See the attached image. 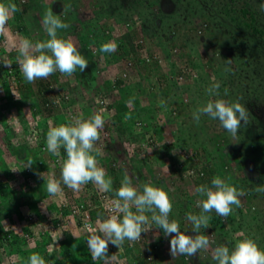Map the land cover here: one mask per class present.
<instances>
[{
    "label": "rangeland",
    "instance_id": "374dc122",
    "mask_svg": "<svg viewBox=\"0 0 264 264\" xmlns=\"http://www.w3.org/2000/svg\"><path fill=\"white\" fill-rule=\"evenodd\" d=\"M19 1L20 9L22 8L21 6H23L22 4L25 3L32 7L21 14L19 5L16 4L17 0L13 1L17 5L18 10L9 19L5 34L0 38V64L4 68H8V66H5L3 62H7L8 65L14 62L17 63V46L21 41L27 39L35 44L36 42L46 41L49 38L42 27L41 19L46 9L52 7L54 0H47V2H45V0ZM107 1L111 5L110 11L114 8V5H112L113 2L114 4L130 2V0ZM186 1L188 0H173V3H175V12L171 18L164 15V18L157 16L156 19H152L153 21H146V23L137 19L136 23H131V29L124 27L122 21L120 22L119 20L117 22L115 21L116 19H109L107 16L105 19L98 22L102 29L108 24L116 39H119L125 32H129L134 37L135 43H142L143 46L136 49L134 53H131L125 45L124 48L125 50L128 49V53L120 60L116 58L117 55H115L116 59H114V56L110 58V60L106 57L107 61L103 68L104 70L100 73L101 78L103 81L107 82L110 78L113 79L115 76H119L120 72L121 74H128L134 86L126 92L133 106H135V113L124 115V117L122 116L125 124H123V121L119 124L118 118H116V116L114 117L115 112L117 113L119 111L115 104L117 98L122 96L123 92L113 90L110 96L112 101V103H110L111 109L103 111L107 113L104 126L107 128L110 126L108 129L110 137L113 140L114 137L112 133H115L116 142H112L110 138H105L102 143L100 142L101 144L97 143L96 146L99 147L103 153V155L98 156L97 159L99 165L105 168L106 172L110 171L111 168H116L117 172L115 176H113L115 179L117 177L119 182L127 172L135 181L141 183V179L139 178L140 172L136 171L132 156L126 158L124 154H120L118 149H126L127 152L128 149L140 145L139 142L143 140L148 144L146 145V150L143 151V156L145 159L148 157V161H153L152 157L156 154L155 151H162L160 161H153L149 166H146V168H144V175L147 181L149 179L155 184H163L164 187L170 190V194L174 199L172 216L177 219L178 222H180V219H183L187 213L198 214L200 212L199 208L196 211L197 207L195 206V200L200 197L193 194L194 187L201 184L211 186V180L217 175L226 179L230 178L231 183L236 185L239 189H243L245 192V195L240 197L243 218L239 216L236 209L237 207L233 206V210L228 219L224 217L222 219L223 224H225L224 226L222 225V229L228 232L230 229L235 228V232L233 231L232 236L224 235L220 234L215 229V225H217L218 228L219 222L217 224L214 223L215 215L213 211L209 213V215L212 216V220L210 221L211 225L203 231L207 235H212L217 243H227L230 248L235 242L234 237H237L239 233L243 232L250 236L254 234L257 240L260 239L257 241L259 246L264 248V193H256L253 191V188L257 185L264 186V51L262 48L263 42L262 40L260 41V38L254 33L253 28L254 25L261 27L264 25V11L260 8V5L264 4V0H219L221 4L219 8L218 6L214 7L212 4H208L204 8L205 12L202 13H198L200 8L199 3L196 4L194 9L189 10L188 7H185ZM55 2H58V6L60 7L59 11L55 14H61L63 12L64 4L72 5L71 9L61 14L63 22L69 24L74 22L73 15H75L77 10L81 11V16L84 17V21L89 23L93 21L96 15L95 12L100 8L99 0H55ZM188 5L189 4H187V6ZM151 9L155 13L159 12L156 3H154ZM112 12L115 13V11ZM209 13L212 14L210 15ZM188 20H191V25L194 26V30L192 29L193 32L189 29L190 22ZM205 24L207 26H205ZM112 25H114V27ZM19 27H21V29H19ZM95 29L96 27H93L92 33L99 34L98 29H96V32L94 31ZM65 30L66 29L59 30L61 36L65 35L63 34ZM86 32L87 28L85 27L77 33L67 34L64 37H73L78 48H80L88 43V34H86ZM195 38L198 41H202L199 46L193 43L195 41L193 39ZM109 42L114 43L112 40ZM219 47L221 51L223 49V55L220 54L221 52L218 50ZM150 52L158 61L153 63L144 60V62L140 63L141 66L135 65V55L141 57L142 60V58L145 59V57L151 58ZM229 60L231 61L229 62ZM188 62L192 63L196 68L192 66L191 69ZM199 65H202L203 68L201 66L200 68L202 69H199ZM172 66L175 70H185L188 74V78L193 77V81H189L192 84H195L196 80H198L196 79L197 76L207 78L210 84L219 82L222 90V93L219 92V98L230 102L239 100L241 103L245 104L249 111V123L245 125L244 122L241 121L242 126L239 129L235 141H233L229 133L219 127L218 120L214 121L210 117L204 115L205 120L197 124L195 129L197 138L199 139L196 142L195 139L187 142L185 145L187 149L185 155L181 154L180 149H178L176 145H173L172 142H175V137L177 138L181 133L183 135L186 134L185 126L189 116L193 115V112L198 107L205 104L209 99H215L217 97H210L207 93V89L201 84V86L196 85L188 89V91L184 89V85H181L174 91V86H170L169 84L170 78H167L172 75L169 73V69ZM163 74H167V77L165 78ZM57 78H59L61 82L73 81V77L64 76L60 74L59 71L56 75V79ZM5 79L8 82L9 88L5 87L3 84H6V82L2 81L0 88H3V91L0 93V104L6 99V95H8L6 88L10 90L9 92L13 94V97L17 98L19 96L17 87L20 82L18 83L17 80H9L8 78ZM42 80H44V82L49 81L52 84L51 87L53 90L45 92L44 98L54 97V104H56L54 106H57V111L55 110L56 112L50 114L47 109L42 106L38 114L33 115L31 108L37 102L42 101L41 98L43 95H41L38 90L39 83ZM24 81L29 83L25 78ZM30 85L34 87L35 93L30 97L28 102H25L22 115L14 113L11 119L8 120L3 117L0 108V161L1 163L7 164L9 168H17L14 173L18 177V181H21L22 177L20 172L24 164L17 160L14 152L11 150L9 144H7L8 138L13 145H19V143L25 146L28 145L29 142L34 141L33 138L35 136L33 134H35L37 122L45 116V118L48 119V125L49 122H51L52 126H56V114L59 111H63L61 108L66 104L63 103L61 106L62 102L61 100L58 101L57 97H61L62 100L67 102L65 107L72 104L69 113L75 114L76 116L83 115V117L86 118L84 112L80 111L81 107L77 106L78 103L75 104L72 102L69 88H67V86L63 88L58 87V83L52 80L51 75L47 79L36 80L30 83ZM56 89L58 90L57 92ZM83 90L86 93V101H84V103L87 102V105L91 103L94 104L93 98L97 94L87 88ZM175 92H178V95ZM57 93L58 96H56ZM63 94H69L70 96L65 98L62 96ZM182 102L183 105L179 107L178 104ZM136 106L138 107L136 108ZM65 110L67 109L65 108ZM91 110L92 113L100 112L102 108L91 105ZM139 121H141V127L137 125ZM7 123L13 124L15 128H11V131L6 130ZM116 124H118V127ZM13 130H15L14 134ZM9 132L11 133L9 134ZM22 139L26 141H22ZM130 141L133 144H130L128 148L125 144H128ZM150 145L152 149H154H151V153L148 151L151 148ZM166 146L167 148H165ZM169 149H171L170 154L175 157V161L177 162V165L175 164L172 169L168 167L169 163L164 157L165 153H163L164 150L166 152ZM105 151H107L109 155L112 153V157L107 156ZM160 152L158 153L160 154ZM187 154L191 157L197 154L194 159L195 168H200L205 173L203 177H193L194 183H192L189 176L184 177L186 168L178 164L183 162ZM45 155L47 156V154ZM252 156H255V174L258 175L254 178H252L250 174L242 173V171L239 172L240 166H243L247 158ZM199 157L202 161L199 160ZM194 160L190 163H193ZM199 161L202 164H200ZM1 170L2 166L0 165V178L2 177ZM35 170L40 174L43 173L38 167H36ZM47 175L48 172H46V176ZM52 175L55 178L54 173H52ZM259 175L262 177H259ZM41 179L43 183L39 184L40 186L34 191L35 201L37 202L36 208H28L27 205H22L25 214L38 210L41 214L48 215L46 205L50 203L52 197L46 191L47 182L44 181L42 177ZM56 179L59 180L60 178L57 177ZM251 186L252 189L250 190ZM60 188L61 192L57 197L61 203L62 201L71 202L74 199L77 201L79 200L80 203L85 199L86 203H88V199H92L93 197L96 199L95 195L98 190V187L92 183L83 185L80 191H73L66 185L63 186L62 183ZM4 201L6 202L5 198ZM180 203L185 205L184 208H182L183 210L180 207ZM106 213L107 212L103 208L101 215H103L104 219L107 217ZM42 220L44 221L43 224H47V226L51 227V222L48 218L46 219L43 217ZM13 222L14 221H11L9 217H5L0 221V236L5 232V228H14ZM246 225L248 228L244 229L242 226ZM33 230L37 231L35 228H33ZM14 232L13 230L12 233ZM156 232H159V229L154 227L152 231L148 230L147 232H143L144 236L141 234V241L135 243L125 241L120 247L122 250L119 249L118 252L127 249L130 250V254L132 255H127L126 258H124L126 255L120 256L122 259L124 258L123 264H127L128 260L132 261L133 259L141 262L140 259L144 257L143 252L146 253L147 258H152V264H183L182 260L187 261L189 264H200V262L215 264V261L209 257L210 255L200 257L199 253L194 257L177 256L173 258L170 255V240L167 242V239L162 236L160 232L159 239H156L154 236ZM188 234L195 235L191 229H189ZM47 238V235L36 237V235L31 234L30 238L21 242L20 247L25 249V252L30 255L26 250L31 249L34 251L35 248L33 246L37 243L41 244V242ZM52 238L56 241L52 240L53 246H51V248H58L57 243L63 240V232L61 230L57 231L53 234ZM25 252H23L22 255H24L28 261ZM10 256L11 254L6 253L0 246V264H3L4 260L11 258ZM112 258V262L114 263L116 259L113 255ZM64 260L65 258L60 251L51 255L50 258L51 264H64Z\"/></svg>",
    "mask_w": 264,
    "mask_h": 264
},
{
    "label": "clouds",
    "instance_id": "9594fccd",
    "mask_svg": "<svg viewBox=\"0 0 264 264\" xmlns=\"http://www.w3.org/2000/svg\"><path fill=\"white\" fill-rule=\"evenodd\" d=\"M71 8V4H64L62 13L67 12ZM260 8L264 11V4H261ZM17 10V5L13 0H0V35L5 34L6 25ZM61 14H55L52 7H50L42 15L41 24L49 37L46 41L33 44L30 40L25 39L17 46V63L21 73L29 83L47 79L57 71L62 75L72 76L77 69L83 72L88 66V60L79 50L75 39L71 36L64 37L59 34V30L70 27L68 23L63 22ZM116 47V44L106 42L101 45L100 51L102 53H111L115 51ZM3 63L5 66L10 67L7 62ZM3 77L6 76L4 75ZM114 78L120 81V87L117 89L124 92V96L126 95L127 97L125 102L127 111L125 115L135 113V106H133L126 92L134 86L131 78L127 73L121 74V72L119 76H115ZM113 79L110 78L109 81ZM189 81H193V77H187L182 80L178 77L177 82L179 83L177 86L184 85V89L188 91V86L192 84ZM219 88V82H215L207 89L210 97L214 96L217 98L209 99L205 104L198 107L193 112V119L199 123L201 116L206 115L214 121L218 120L219 127L229 133L233 141H235L242 126L241 121L245 125L249 123V111L245 104L239 100L230 102L219 98ZM98 94L102 95L100 101L93 103L99 104L103 102L106 105L103 110L111 109V107H108L112 103L111 94H109L108 98L103 96L102 91ZM121 97L123 95L117 98L116 107H118L117 102ZM103 110L91 112L92 115L87 118H84L83 115L71 117L58 126H52L51 122H49L46 134V149L50 154L60 157V149L63 148L66 152V157L61 158V178L59 180L52 175L39 174L47 182L46 191L51 196H58L60 194L61 183L73 191H80L83 185L92 183L98 187L97 192L101 190L115 198L108 205L109 215L107 214L105 219L98 216L94 218L92 215L93 210L98 209L103 211L102 206H94L96 203H92L90 207L87 205L85 199L81 203L75 199L70 202L72 207L78 204L85 205L81 210L88 208L93 220H97V228H91L89 231L82 225V228H84L88 235V238L86 236L88 246L85 244V247L90 251L93 261H99L100 264H123V259L127 255H132L128 253L127 249V252L126 250L118 252L119 249L122 250L120 247L124 242L135 243L141 241V234L144 236L143 232H147L155 226L157 229L163 230L165 237H171L170 255L173 258L177 256L194 257L199 253L200 257L210 255L215 264H264V248H261L252 236L246 235L243 232L239 233L237 237H234L235 242L230 248L227 243H217L212 235H207L203 231L211 225L212 216L209 213L214 211L216 215L227 218L231 214L233 206H241L240 197L244 196L245 192L231 183L230 178L226 179L217 175L211 180V186L201 184L193 188V194L200 197L195 200L196 211L199 208L200 212L198 214L187 213L184 216L185 226L183 230H181L180 222L177 219L170 218L174 199L170 194V190L164 187L163 184H155L151 180L140 183L135 181L126 172L120 181V187L115 191V195H113L111 193L112 187H114L112 179L115 180L116 168H111L107 173L105 168L99 165L97 159L98 156L103 155L101 149L96 146L97 143H102L105 138L112 140L109 130L104 126L107 113ZM115 116H117L116 112ZM137 125L141 127V121L137 122ZM112 134L114 137L112 142H114L116 136L115 133ZM33 135L35 136V134ZM139 143L143 146L138 145L128 149L127 152L124 148L125 150L122 149V154L126 158L138 153L144 157L143 151L146 150V145L148 144L143 140ZM130 144L133 143L130 141L125 145L129 148ZM151 149L152 146L148 150L150 151L149 153H151ZM180 152L185 155L187 152L186 146L182 147ZM105 153L109 157L113 155L112 153L109 155L107 151ZM196 155L194 157L186 155L183 161L186 160L187 165H183V162L178 163L179 166L186 168L184 177L189 176L192 183H194L195 177L200 178L205 175L203 170L195 168L194 159ZM164 157L169 163L168 167L172 169L175 166V157L171 154H166ZM193 160L194 162L190 163ZM26 161V167H30L33 163L31 158H28ZM175 163L177 165L176 161ZM10 169L13 171L17 170L15 167ZM253 191L264 193V186L257 185L253 188ZM67 203L69 202L67 201ZM80 214L83 217L81 212ZM13 223L14 228H5L4 231L8 229L14 230L20 236H24L23 238L28 236L22 224L18 222ZM189 229L195 235H189ZM31 233L36 235V237H41L38 230ZM159 235V232L154 234L156 239H159ZM53 241L56 240L54 239ZM53 241L46 247L51 253L52 251H56L55 248H51ZM1 243L2 250L11 254V258L4 260L3 264H27V259L22 255L24 252L23 248H20V251L12 250L13 246L11 247L8 243V238L4 234L0 236ZM59 251L61 250L58 248ZM143 254L146 257V253L143 252ZM112 255L116 259L114 263L112 262ZM120 256L125 257L122 259ZM144 257L140 259L141 262L133 259L132 261L128 260L127 264H142ZM146 261L150 264L153 263L152 258L146 257ZM28 264H47V262L39 253H33L28 257Z\"/></svg>",
    "mask_w": 264,
    "mask_h": 264
},
{
    "label": "trees",
    "instance_id": "16d2710c",
    "mask_svg": "<svg viewBox=\"0 0 264 264\" xmlns=\"http://www.w3.org/2000/svg\"><path fill=\"white\" fill-rule=\"evenodd\" d=\"M19 2L20 1L17 0L16 4L19 5V10L21 14L29 10L32 7L31 5L25 3V4H22L23 6H21L22 8L20 9ZM154 3H156V5L158 6L159 12L157 13H155L151 9ZM197 3L200 4L199 7L201 8V9L199 8L198 13L205 12L204 8L208 4H212L214 7L218 6V8L221 6L219 0H188L186 1L185 7H188L189 10L194 9ZM99 4H100V8L95 12L96 14L95 18L93 19V21L89 22L90 24L84 21V17L81 16L82 15L81 11L77 10L75 12V15H73L74 22L71 24L68 23L70 27L65 30V33H63L65 34L64 36H66L67 34L77 33L80 30H82V28L83 29L85 27L87 28L86 34H88L87 42L89 43V46L87 43L79 48L81 53L88 60L87 68L83 72H80L79 69H77V71L72 76H70V77H73V81H70L71 83L69 81L61 82L59 81V78H57L58 79L57 80L56 75L58 74V71L51 75L52 80L58 83V87L63 88L64 86H67V88H69L70 95L72 97L71 98L72 102L75 104L78 103L77 106L81 107L80 111L84 112V114L86 115V118L88 116H91L92 114L91 105L93 106L96 105L97 107L102 108V110L106 107V105L103 102L99 104L91 103L89 105H87V102L84 103V101H86V96H85L86 93L83 90L84 88H87L91 90L92 92L94 91L97 95L93 98L94 99L93 102H98L100 101L101 96H102V95L100 96L98 93L102 91L103 96L105 98H108L109 94H111L114 89L118 90L117 88L120 87V81L118 79L114 78L112 81L106 82V81H103V79L100 76V73L101 71L104 70L103 68L105 67V63L107 61L106 57L108 60H110V58L114 56V59L117 58L120 60L127 55L128 49L131 51V53H134L136 49L143 46L142 43H139V42L135 43L134 37L129 32H125L124 34H122L123 36L121 35L119 39H116V37L113 35V32L110 30L108 24H106L104 29H102L100 27V24H98V22L101 21L102 19H105L107 16L109 17V19L110 18L116 19L115 21L117 22L119 20L120 22L122 21L123 25L128 21H131L132 24L136 23L137 19H140L141 22L144 21L146 23V21L147 22L153 21L152 19L153 18L156 19L157 16L163 17L164 15L166 17L171 18L173 13L175 12V3H173V0H148V1L147 0H130V2L128 1V3H123V4L121 3L114 4L113 2L112 5H114V8H113L114 10L112 9L111 11H110L111 5L109 4L107 0H99ZM187 4L189 5L187 6ZM58 5H59L58 2L53 3L52 9L54 13H57L59 11L60 7ZM112 11H115V13ZM209 14L211 15L212 13H209ZM188 21L190 22L189 23L190 31H192V29L194 30L193 28L194 26L191 25L192 23L191 20H188ZM112 26L114 27V25ZM205 26L207 25L205 24ZM93 27H96V29H98L99 34H95L94 32L92 33ZM253 28H254V33H256L257 37L260 38V41L262 40L263 42L262 48L264 51V25L262 27L258 25L257 26L254 25ZM19 29H21V27H19ZM96 29L94 30L95 32H96ZM129 29H131V27ZM0 38H2V35L0 36ZM111 40L114 42V44L117 45L115 51H113L114 53L113 52L107 53V54L102 53L100 51L101 45ZM193 40H195L193 43L197 44L198 46L200 43H202L201 40L198 41L196 38ZM125 45L128 48L127 50H125L124 48ZM220 49L221 48L219 47L218 50L221 52L220 54L223 55V52H222L223 49L222 51ZM115 55H117L116 58H115ZM150 55H151V58H150L151 62L154 63L158 61L156 57L152 56L151 52H150ZM135 57H136L134 60L135 65L141 66L140 63L144 62L145 59L142 58L141 60V57H137V55H135ZM188 63L191 69H192V66L196 68L192 63L190 62ZM201 66L202 65L198 66L199 69L203 68V66L202 68H200ZM169 73H171L172 75L169 74L170 76L167 77V74L165 75L163 74V76L165 78L166 77L170 78L169 84L170 86H174L173 87L174 91L178 87L177 86L179 83L177 82L178 77L181 80L188 77V74L185 70H182V69L175 70L173 66L169 69ZM2 75H5L7 78L13 76L15 78L14 80H17L18 83L20 82V84H18V87H17L18 95H19L17 98L13 97V94H10L9 92L10 90L8 89L9 88L8 82L5 79L6 77H3ZM196 79H198L196 80V83L189 85L188 89H191L196 85L198 86L203 85L204 88L208 89L212 85L210 84L207 78L197 76ZM2 81L6 82V84L4 83L3 85H5V87H8L6 88L8 91L7 92L8 95H6V99L3 102H1L0 108L2 111L3 117L10 120L14 113H16L17 115H22L24 104L25 102H28L30 97L35 93V89L32 85H30V83H26L24 81V76L21 73L20 68L16 62L12 63L10 65V68H4L0 66V84L2 83ZM51 86L52 84L49 81L44 82V80H42L39 83L38 90H39V93L43 96L41 98L42 101L37 102L31 108L33 115L35 114L37 115L42 106H44L50 114L57 111L56 110L57 106H54L56 105L54 104L55 103L54 97H50V98L47 97L46 99L44 98L45 92L53 90ZM57 91L58 90L56 89V92ZM219 92L222 93L221 87H220ZM175 93L178 95V92H175ZM70 95L63 94L62 96L65 98H68ZM56 96H58V93ZM57 98H58V101L61 100L62 102L61 106L63 105V103H66V104L64 105V107L61 108L63 109V111H59L56 114L57 116L56 126H58L62 122H66L71 117H77L75 114L69 113L70 109L72 108V104H69L67 107H65L67 105V102L65 100H62L61 97H57ZM126 99L127 97L126 95L124 96V92H123V97H121L117 102L119 111L117 112L116 118H118L119 124L122 121H123V124H125L124 120L122 119V116L124 117L125 112H126V104H125ZM181 105H183V102L181 104H178L179 107ZM108 107H111V105H108ZM65 108L67 110H65ZM45 117H43V119L37 122V126L35 125L36 126L35 137L33 138L34 141L29 142L28 145L25 146L21 143H19V145H16V144L13 145L9 138L7 140V144H9L17 160L23 163L24 167L20 172L21 173L20 175L22 177L21 181H18V177L15 175L14 171L11 170L7 164H4L3 162L1 163L0 161V165L2 166V170H1L2 177L0 178V221L5 217H9L11 221L18 222L20 224L23 223V229L25 232L27 231L26 233L28 234V236L23 238L24 236H19V234L16 232L12 233V230H9V229L6 230L3 234L4 236L8 238V243L11 246H13L12 250L20 251L21 242H24L27 240V238H30V235L32 234L31 232H35L33 228L39 229L38 232L40 233V235L41 236L47 235L48 238L44 240L43 242H41V244L37 243L35 246H33L35 248L34 251L31 249L26 250V251H28L30 255L33 253H39L41 256L45 258L47 264H51V261H50L51 255H54V253H57V251H54L53 253H51L46 247H48L52 243L51 242L53 240L52 234H55L57 231L61 230L63 232V240L60 241L61 243L60 242L57 243L58 245L57 247L59 248V250H61L60 252H62V256L65 258V260L63 261L64 264H83V263L100 264L99 261L95 262L92 260L90 251L85 247L83 239L86 237L87 234L84 228H82L83 220H82L80 211L78 210L77 212V207L75 205L72 207L70 205V202L67 203V202L62 201L61 203L57 196H51L52 198L50 200V203L46 205V210H47L48 215H43L38 210H36V212L31 211L25 214V212L22 209V205H27L28 208H33V209L36 208L37 202L35 201L34 191L38 186H40L39 184L43 183L41 179L42 176L39 175L40 173H38L37 170H35L36 167H38L44 173V175H46V172H48V175L50 174L52 175V173H54L55 178L57 177L61 178V158L66 157V152L63 148H61L60 149L61 155L60 157H57V156L50 154L47 151L46 134H47L49 125L47 123L48 119ZM204 118H205L204 116H201L200 122L202 120H205ZM199 123H197L193 119V115H190L189 119L186 120V126H185L186 134L183 135L181 133L177 138L175 137V142H172L173 145L174 146L176 145L178 149H181L182 147L185 146V143H187L188 141H191L194 139H195V142L198 141L199 138H197L195 129H196V125ZM116 125L118 127V124ZM6 127H7L6 130L8 131H11L10 130L11 128L12 129L15 128V126L10 123L9 124L7 123ZM105 128L107 127L105 126ZM10 133L11 132H9V134ZM14 133H15V130H13V134ZM22 141H26V140L22 139ZM165 148H167V146ZM165 150L163 151V153H165L164 155L170 154V150H167L166 152ZM158 152L160 151H155L156 154H154L152 157L153 161H156V160L160 161V157L162 156L161 155L162 151L160 152V154ZM45 154H47V156ZM28 158H31L33 160V163L30 167H26L27 165L26 160ZM147 159L149 158L147 157ZM147 159L142 157L140 153L132 155V160L134 161L136 171L140 172L139 178L141 179V183L147 181V178L144 175L145 174L144 168H146V166H149L151 163H153V161H148ZM199 160L202 161L200 157H199ZM200 161L199 163L202 164ZM174 164H176L175 161H174ZM182 164L187 165V161L184 160ZM33 165H35L36 167ZM255 166H256L255 156L249 157L247 158V161L245 162V164L243 166H240L241 168H239V172L242 171V173L244 172V173L250 174V176L254 178L257 175L255 174L256 172ZM260 176L261 175H259V177ZM245 181L247 182L246 179ZM113 185L114 187L112 191L114 193L112 191L111 193L115 194V191L120 187V182L118 181L117 177L115 180H113ZM251 189H252V186L250 190ZM4 198L6 199V202L4 201ZM184 206L185 205H183V203H180L181 209L184 208ZM236 209L239 213V216L243 218L242 206L237 207ZM101 213H102V210H98V209L92 211V215L94 216V218L97 216L100 218H103V215H101ZM213 213L215 215L214 216L215 221L213 220L214 223L217 224L219 222L218 228H217V225H215L216 226L215 229L220 234L232 236L233 231L235 232V228L230 229L228 232L225 231V229H222L223 226L225 225L223 224V221H222L223 217L216 215L215 212ZM43 217H45L46 219L47 218L49 219V221L51 222V227L47 226V224L46 225L43 224L44 223V221L42 220ZM170 218H173L172 213L170 214ZM180 226L182 230L183 227L185 226L184 219H180ZM242 227L244 229L248 228L247 225L242 226ZM152 229L150 230L152 231ZM159 232L161 233L162 236H164L162 229H159ZM252 237L256 241L260 240V239L257 240L254 234L252 235ZM165 238L167 239V242H169L168 240H171L170 236L165 237ZM0 245H2V243ZM23 251L25 252V249H23ZM128 253H130V250H128ZM26 254H27L26 255L27 257L30 256L28 253ZM182 261H183V264L188 263L185 260H182ZM27 264H28V261H27ZM142 264H147L146 257H144ZM200 264H205V263L200 262Z\"/></svg>",
    "mask_w": 264,
    "mask_h": 264
},
{
    "label": "built area",
    "instance_id": "2783aa9c",
    "mask_svg": "<svg viewBox=\"0 0 264 264\" xmlns=\"http://www.w3.org/2000/svg\"><path fill=\"white\" fill-rule=\"evenodd\" d=\"M131 21H128L124 24V27L126 28H130L131 26ZM145 60L147 61H150V57H145ZM1 66V65H0ZM10 68V67H8ZM11 78V79H10ZM9 80H14L15 78L12 76V77H9L8 78ZM3 90V88L1 89L0 88V92ZM96 199L94 198L93 200L89 199L88 200V203L87 205L88 206H92V203H96L94 204V206H102L104 208V210L107 212L106 214L109 215V212H108V205L110 203V201L114 200L115 198L111 197L107 192H103L101 190H99L96 194ZM77 207V212L78 210L82 213L83 217H82V220H83V227L89 231V229L91 228H97L96 227V224H97V220H93V218L91 217V214H90V211L88 208L84 209V210H81L82 207H85V205L81 204V205H75Z\"/></svg>",
    "mask_w": 264,
    "mask_h": 264
},
{
    "label": "crops",
    "instance_id": "0c3cea01",
    "mask_svg": "<svg viewBox=\"0 0 264 264\" xmlns=\"http://www.w3.org/2000/svg\"><path fill=\"white\" fill-rule=\"evenodd\" d=\"M118 151L120 152V154H122L123 153V150L122 149H118ZM114 154H116V153H114ZM112 180H114V179H112ZM38 230V229H37ZM87 236V238H88V235H86ZM87 238L85 237L84 239H83V241H84V244H87ZM53 246V245H52ZM87 246H88V244H87ZM55 250L58 252V248H55Z\"/></svg>",
    "mask_w": 264,
    "mask_h": 264
}]
</instances>
